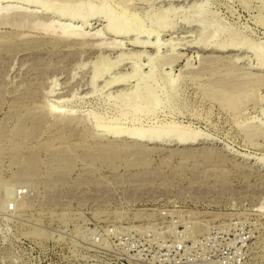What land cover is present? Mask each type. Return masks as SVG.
I'll return each mask as SVG.
<instances>
[{
	"label": "rangeland",
	"instance_id": "374dc122",
	"mask_svg": "<svg viewBox=\"0 0 264 264\" xmlns=\"http://www.w3.org/2000/svg\"><path fill=\"white\" fill-rule=\"evenodd\" d=\"M8 1L38 16H0V264H264V0Z\"/></svg>",
	"mask_w": 264,
	"mask_h": 264
},
{
	"label": "bare ground",
	"instance_id": "6f19581e",
	"mask_svg": "<svg viewBox=\"0 0 264 264\" xmlns=\"http://www.w3.org/2000/svg\"><path fill=\"white\" fill-rule=\"evenodd\" d=\"M126 1V0H125ZM0 2H9L8 0H0ZM39 3H40V0H21L20 2H19V5H23V6H26V7H29L31 4H37V5H39ZM125 3V2H124ZM68 5V4H67ZM77 5V4H76ZM93 5H95L94 4V2H93V4L92 5H90L89 6V10L85 13V14H82L79 10H78V8H73V9H68V8H64V9H61L62 10V14H60L59 15V17H64V16H68V17H70L71 19H82L83 20V22L85 21V22H87L86 20H88L90 17H94L95 15H93V14H90V12L89 11H91L92 9H93ZM9 6V5H8ZM35 6V5H34ZM62 6V5H61ZM69 6V5H68ZM66 7V6H65ZM61 8H63V7H61ZM47 8H45V10H46ZM38 12H33V11H30L29 12V10L28 9H26V8H24L23 9V7H11V6H9V7H3V8H0V16L1 15H3V16H6V17H10L11 16V18H19V20L21 19V20H25L26 18H36L37 16H38V14H37ZM97 17V16H96ZM102 18V17H101ZM103 19V18H102ZM104 19L108 22L107 23V25H106V28H105V30L107 31V34H109V35H112V36H116V37H120V35H128V32L129 31H127L126 30V28L125 27H123L122 25H120V26H116L115 24H113L112 22H111V20H110V18H109V16L106 14H104ZM193 22H195V21H193ZM18 25H19V23H18ZM90 25V24H89ZM45 28L46 29H48V30H53V31H57L58 33H59V36H61L62 38L61 39H63V40H67V39H71V38H73V39H77V40H88V38H90V39H92V37L93 38H98V40L100 41V42H102L103 40H101V39H103V38H101L102 37V35L100 34V33H96V34H94V35H90V34H88V33H85L84 31H82L80 28L78 29V28H73V27H71V26H69V25H57V24H55L54 22H51V23H49V24H47L46 26H45ZM56 32V34L58 35V33ZM105 34H106V32H105ZM76 40V41H77ZM74 41V40H73ZM91 41V40H90ZM86 42V41H85ZM88 42V41H87ZM99 42V43H100ZM136 42V43H135ZM134 42V45H135V47H142V49L143 48H146V47H149V45H147L146 43H142V42H137V41H135ZM144 42V41H143ZM98 43V42H97ZM104 43V42H103ZM101 43L100 45H99V47L100 48H102V47H104V46H107L106 45V43ZM110 44V43H109ZM120 44V43H119ZM203 44V43H202ZM154 45V48H157V43L156 44H153ZM152 45V46H153ZM199 45V44H198ZM210 44H208L207 45V43L206 44H204L203 45V47L205 46V47H207V46H209ZM117 45L116 44H113L112 45V47H116ZM108 47V46H107ZM106 47V48H107ZM120 47V46H119ZM118 47V48H119ZM231 47H235V48H238L239 47V44L237 43V44H231ZM109 48V47H108ZM110 48H111V44H110ZM215 49H217V50H222V51H224V50H226L227 49V46H225V44H222V43H216V46L214 47ZM228 48H230V47H228ZM234 48V49H235ZM158 49V48H157ZM233 49V48H232ZM138 52H139V50H138ZM140 53V52H139ZM139 53H138V55H139ZM143 53V52H142ZM136 54H137V52H136ZM141 54V53H140ZM136 57H137V55H136ZM176 59H177V57H176ZM170 60V59H169ZM173 60V59H172ZM171 60V61H172ZM218 60V59H217ZM176 61V60H175ZM260 66H261V69H263V71H264V64L263 65H261L260 64ZM99 75H101L100 74V72L99 71H96L95 72V74H94V77H93V83L96 81V79L99 77ZM181 77V76H180ZM257 78V77H256ZM250 82H252V81H250ZM247 82H245V84H246ZM258 83V82H257ZM252 85V84H251ZM245 86V85H244ZM171 88H172V86H170ZM240 87V86H239ZM251 88H252V86H250ZM225 89V88H224ZM235 90V89H234ZM226 91V90H225ZM247 91V90H246ZM245 92V91H244ZM221 94H222V92H221ZM237 94H239V93H237ZM236 94V95H237ZM239 95H241V94H239ZM227 96H228V94H227ZM238 96V95H237ZM124 98H122V95H121V97H120V99L122 98V100H124V102H126L127 101V103H129L128 102V100H130L131 98H128V97H126V96H123ZM228 98H230L229 96L227 97V100H228ZM233 98H234V96H233ZM119 99V100H120ZM133 99V98H132ZM225 100V99H224ZM132 101V100H131ZM231 101H233V100H231ZM136 102V101H135ZM229 103V102H228ZM228 105H231V104H228ZM233 105V104H232ZM38 106V105H37ZM41 108V107H40ZM43 111V110H42ZM138 111V110H137ZM54 112L55 111H53V110H50V112L49 113H53L54 114ZM131 115L133 116V114H135V111H134V107H133V110H131ZM56 113V112H55ZM58 113V112H57ZM60 116H61V114L60 113H58ZM55 115V114H54ZM71 117V116H70ZM134 117V116H133ZM52 118V117H51ZM69 119V118H68ZM20 120V119H19ZM71 120V118L69 119V121ZM78 120V119H77ZM72 121V120H71ZM97 121H98V119H97ZM44 123V122H43ZM59 123V122H58ZM82 123V122H81ZM68 126V125H67ZM97 126L99 127V128H101L102 129V122L101 121H99L98 123H97ZM98 127H97V129H98ZM116 127V126H115ZM114 127V128H115ZM118 127V126H117ZM115 128V130L113 129V132L111 131V127H110V132H112V133H110L111 135H114L115 137H121V136H123V134H126V136L128 137V139H130V140H134V141H137V142H148L149 141V143L150 142H165V141H168V142H170V141H174L177 145H181V146H188V145H193V144H195L196 143V141H197V136L195 137V135L194 136H191L190 134L188 135H185V137H178V138H175L174 136V134H170V132L168 133V134H160L159 133V135H156V134H154L155 133V131H151V130H149V129H146L145 130V128H143L144 130H142L141 131V129H140V131L141 132H139L137 129V131H133V129H132V131L130 130V131H125V129H123V128ZM64 128V127H63ZM129 129V128H128ZM91 130V129H90ZM127 130V129H126ZM135 130V129H134ZM34 132V131H33ZM82 132H84V131H82ZM93 132V131H92ZM59 133V132H58ZM88 133H90V132H88ZM174 133V132H173ZM77 134V133H76ZM176 134V133H175ZM93 136V135H92ZM97 136V135H96ZM67 137V136H66ZM99 137V136H98ZM102 137V136H101ZM64 140V139H63ZM67 140V139H66ZM23 141V140H22ZM24 142V141H23ZM97 143V142H96ZM98 144V143H97ZM134 144V143H133ZM136 145V144H135ZM127 146V145H126ZM129 146V145H128ZM18 147V146H17ZM59 147V146H58ZM64 148V147H63ZM61 149V148H60ZM59 149V150H60ZM68 149V148H67ZM66 149V150H67ZM99 156V155H98ZM77 160V159H76ZM75 160V161H76ZM259 160H260V158H259ZM74 161V162H75ZM260 162H261V160H260ZM25 163V162H24ZM54 163V162H53ZM61 163H63V161L61 162ZM46 164V163H45ZM64 164V163H63ZM68 164V163H67ZM66 164V165H67ZM73 164V163H72ZM69 166V165H68Z\"/></svg>",
	"mask_w": 264,
	"mask_h": 264
}]
</instances>
